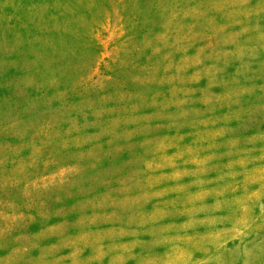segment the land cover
<instances>
[{
	"label": "rangeland",
	"instance_id": "rangeland-1",
	"mask_svg": "<svg viewBox=\"0 0 264 264\" xmlns=\"http://www.w3.org/2000/svg\"><path fill=\"white\" fill-rule=\"evenodd\" d=\"M0 264H264V0H0Z\"/></svg>",
	"mask_w": 264,
	"mask_h": 264
}]
</instances>
